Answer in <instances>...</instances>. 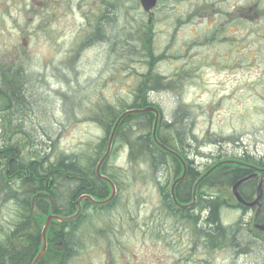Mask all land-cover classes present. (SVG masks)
<instances>
[{
    "label": "rangeland",
    "instance_id": "1",
    "mask_svg": "<svg viewBox=\"0 0 264 264\" xmlns=\"http://www.w3.org/2000/svg\"><path fill=\"white\" fill-rule=\"evenodd\" d=\"M111 1L117 6V0H84L83 8H86L88 16L93 18L99 3L106 6ZM18 2L20 6L14 7V4ZM124 2V8L117 6L115 10L118 16L114 22L115 36L116 41L120 42V44L117 43L118 41L112 43L117 50L115 57L113 54L106 57V52L100 53L93 47L82 55L81 60H77L75 53L69 50L75 39L71 37L72 24H76L78 20V16L74 14L61 20L57 28L48 26L45 30L30 34L29 48L18 58L10 57L5 52L3 54L2 43H0V64L5 62L8 64V69L3 72L23 70L30 75L32 87L38 91L41 100L48 105L49 118L44 117V122L39 125L46 129L50 119L53 120L48 133L51 136L50 140L47 139L48 144L58 146L66 153L84 155L86 158L92 155L91 150L99 138L103 137V133L97 125L87 121L91 117V111L98 104L105 103L104 101L111 102L117 97L120 99L132 94L138 85L136 74L145 73L141 58L130 61V65L126 68L120 67V64L126 63L119 59L121 42L124 43L121 41L122 36L131 32L130 29H133L136 21L142 23L149 21L154 33L155 56L162 58L156 65L154 73L175 79L171 89L159 91L151 96L154 103L162 110L166 122L172 120V112L186 111L188 113L184 117V123L187 125L190 122L193 126L192 134L198 139L194 143L198 153L195 157L196 163H203L210 155L224 154L231 158L245 154L264 155V22L249 21L243 25L236 23L230 31L233 32L232 35L220 34L222 37L214 41L210 34L202 35L201 26L205 25L199 24L195 18L194 22L183 24L182 30L176 29L175 20L178 15H188L187 12L193 11L197 7L196 0H167L152 11L151 18L144 15L141 8H137L133 1L124 0ZM246 2L248 3L249 0H243L242 4H239L243 6ZM32 4L31 0H8L9 17L0 23V33L3 32L2 41L9 46L18 39L21 29L33 32L30 21L32 16L20 13L21 9ZM125 7L128 8L126 12ZM191 17L190 15V18L182 19L189 20ZM245 32L247 37L242 39ZM194 37H198L201 42L206 41V44L199 45L201 48L193 46L196 48L189 50V53L187 50L186 57H183L179 51L175 54L182 44L190 47ZM17 41L19 42V39ZM207 41H211L209 45ZM226 41L231 43L224 45L223 42ZM235 42H241V45L236 47ZM199 53L200 55L206 53L205 58L210 62L209 66L202 68L197 66L196 62L201 58ZM5 55L9 57L7 60L4 59ZM11 60L12 63L18 62L17 68L9 67L12 64ZM227 67L228 69L225 70ZM72 70L76 73V77L72 74ZM176 74L177 78H175ZM68 77L70 85H66L65 80ZM108 79L111 80L110 85L107 82ZM69 90L77 93V97L72 100L70 106L64 105L70 107L68 113H60L61 103L57 101V98L62 99L61 92ZM63 100L64 103L69 102L66 98ZM23 125L27 127L25 123ZM118 146V161L109 165L118 167L123 175L119 177V181L124 193L123 199L119 200H126L124 204L128 207L138 204L140 214L136 217V222L131 220L130 223L152 238L155 228H152L151 219L153 215L161 211L157 188L150 181L143 182L144 172L136 174L138 171L136 169L134 176L128 172L129 164H125L126 146L115 143V148ZM261 157L264 158V156ZM128 177L132 182L123 181ZM167 179L170 181L171 178ZM168 186L170 187V184ZM11 208V206L5 208L6 212H9ZM224 216L238 219L232 212ZM117 221L122 222L125 219L117 214L114 223ZM146 248L148 254L149 248L153 249L150 246ZM135 249L137 254H146L145 246L138 244ZM122 250L123 255L119 258V262L113 261L111 264H121L122 260L130 258L131 249L127 247L126 250L125 248ZM103 251L95 246L87 253L85 252L86 263L84 264H110L107 257H103Z\"/></svg>",
    "mask_w": 264,
    "mask_h": 264
},
{
    "label": "trees",
    "instance_id": "2",
    "mask_svg": "<svg viewBox=\"0 0 264 264\" xmlns=\"http://www.w3.org/2000/svg\"><path fill=\"white\" fill-rule=\"evenodd\" d=\"M117 1V6L124 8V0ZM131 1H133L137 8L139 7L138 0H128V2ZM166 2L167 0H158L156 9L162 3ZM115 4V2L111 1L110 4L108 3L106 6L102 5L101 11H99V9L95 10L96 12L93 15L96 16L98 14L100 18L95 24L94 38L88 40L85 51H88V49L91 50L94 47L93 49L96 48L98 51H101L100 53H103L105 49H108V47L109 49L114 48L112 43L117 39L115 36L114 23V16L116 15L115 10L117 9ZM232 6L235 5L232 4ZM235 7L237 10L232 7L231 12H229L228 10H224V7L215 5V10L209 13L212 15L215 14L219 17L226 14L229 17V20H227L225 23L226 34L233 33L230 31H232L234 24L236 23H238V25H243V23H247L249 21L251 23L256 21L264 22V0H249V2L243 6L238 5V7H242V9H239L237 6ZM127 10L128 8L125 7V12ZM194 14L198 15V13ZM179 16H181V14L178 15V18H180ZM116 17L118 16L116 15ZM261 27L262 25L259 26V29ZM131 32L125 33L121 39V41H124V43L121 42L119 59L121 61H126V63L120 64V67L126 68L128 65H130V61H134L135 58H141L143 59L141 63L143 64L145 73L136 74L138 77V85L132 93L134 96V101L129 107L125 108L126 111L130 109L144 110L149 107L156 108L155 104L152 103L153 99L151 95L154 93H159V91H168L173 87L175 79L173 77L166 78L154 73L156 65L162 60V58L161 56H155V50L153 46L154 33L152 26L136 21L134 32ZM117 43L120 44L119 41ZM100 48L102 49L100 50ZM205 55L206 54L200 56L204 59ZM196 64L199 67L198 61ZM73 73L74 77H76V73ZM177 77L178 76L176 74L175 78ZM30 80L31 76L27 75V73L23 72V70H20V72L9 70L7 73H3L0 70V105L3 106V109L0 110V129H7V134L0 135V173L6 169V163H8V160H10L12 157H15L16 153H21L23 158L22 167L18 168L17 171L27 173L29 175L27 181L30 183V192L32 196L39 192L47 193V185L50 184V182L51 190H56L55 188L59 181H54L53 177H60V180H62L65 179L63 177L66 175L74 178L72 182H67V187H63L61 183L64 182L61 181V183H58L60 186L59 189H57L55 192L50 191L48 193L52 196L55 205L58 204L60 200L69 196H73L75 200H77V198L83 194L80 187L83 185L84 180L89 178L91 180V177H94L95 164L106 151L107 139L111 129L105 128V131L107 132L105 138L100 139L96 145L93 146V150H91L93 153L88 158H86L84 155H70L67 157H60L58 156L59 154L56 155V153H54L50 148H53L54 146H51L47 142V139H51V136H49L48 133L52 127L51 125L53 124V120L50 119V124L47 125L46 129L39 126L44 122V117L49 118V109L47 106H45V102L41 100V96L38 91L34 90L32 87ZM65 81L66 84H68L69 77ZM57 101L61 104H64V100L61 98H57ZM120 107L124 108V106ZM104 109L105 111H111V108H107L106 105ZM160 112L159 126L157 130L160 144L164 147H175L182 158L187 160V155H185L186 149L183 146L185 139L188 137V133L186 132L187 125L182 120L180 112H172V122L170 121L171 123L167 124L163 120L162 110ZM110 115H112V111ZM153 120V114L129 115L124 120H122L121 124L119 125L116 131V139L121 145H127L129 164L132 163L130 166L136 165V167H146L144 171L143 182L147 183L150 181L156 185L160 201L159 204H161V211L152 216L151 222L153 223L151 225L153 228H155V234L152 235V238L159 239L162 238V227L160 229L157 228V224H155V222H162L163 218H161V216L164 215V212H170V215H177L179 218L190 221L191 218L189 217V214L191 210H179L176 211L177 213H173V209L170 207L167 210H164L166 206L173 204L170 197L169 186H162L160 184V179L166 174L165 169L167 166L164 167L165 163H176V161H174V158L165 152L164 148L152 143L151 127ZM24 123L27 127H24ZM32 129L34 133L32 135L33 137L29 136L28 134V130ZM129 130L130 133L133 132V135L137 137V141L142 140V142H144V148L141 151L134 150L133 144L135 142L133 144H129L127 140L124 139V136H126V133ZM165 135H168L169 138L166 139ZM174 136H176L177 141L175 145H171L170 139L173 141L175 139ZM116 154L117 150L113 149L110 154L112 164L114 161H116ZM4 155L6 156L5 161L3 160ZM56 156L58 157L56 158ZM217 156L219 155H210L209 158ZM190 157L192 156L190 155L188 159ZM195 157L196 156H194L193 160L196 161L197 158ZM137 158L140 162L142 159H146V162L136 163L138 162ZM223 159L238 160L253 167L264 168V159H262V162L259 166L256 164L257 162L254 159H251V157L247 155H239L234 158L225 156ZM13 164L14 162H11L8 165L10 175L15 174ZM220 166H222V168L218 170V172H214L215 174L212 172L210 176L198 186L196 193L198 199V212L199 214L201 213V216H204V223H209L210 225H212L213 222L218 223L217 214L220 210L219 208L222 207L223 204L220 203L218 205V203L213 204L212 202L202 203L201 194L207 191L206 189L211 190L212 187L218 190L222 188V186L213 185L214 180H219L222 177L221 175L226 173L224 170L225 166ZM106 169L107 171L103 174L108 176L116 184V186H118L117 191L118 193H121L123 190V186H121L119 181V177H123L121 171L110 169L109 167ZM194 170L191 169V171L186 174L183 181L175 187L174 193L179 203L191 202L192 187L198 180ZM243 173L246 175L248 170L246 171L238 168L233 170L232 173L226 174L221 179L226 183H231L236 177H238L239 174ZM180 176L181 171L177 174H170L169 177L171 179L169 184L171 185V182ZM35 177L38 180V183L36 182ZM13 184L14 181L12 178H10L5 183L0 180V220L2 217H5L3 210L11 206L12 208L9 210V218L14 219L19 218L20 216L22 220L21 223L23 224L22 230L24 231L27 229L30 231V234L29 236H25L24 232L13 234V236L10 234L7 235L9 236L8 239H6L5 236L0 235V264H27L29 259L34 254H36L38 250L36 248L40 241V231L45 224L49 203L43 198L36 199L35 202L38 205V215L35 216L30 210V199L32 196L16 193V188L12 186ZM10 185L12 187V191H10ZM98 185L99 192H92L91 195L100 199L106 198V196L109 195L108 186L101 181L98 182ZM23 186H26V184H23ZM220 191H222V189ZM244 192V189H241L239 192L243 198H245ZM118 196L120 197V194L117 195V199H115L112 204L101 208L92 207L88 209L89 205L85 204L83 209L84 212L81 214V216L65 223H54L53 226L50 227V233H48L49 235L51 234L49 238L50 241L48 240L49 247L43 261H46V263L49 262L48 264H71L74 262L76 255L70 254L71 246L68 244L69 236L77 241V246L81 251V256H84L85 252L87 253L90 249H92L84 248V245L78 240L79 236L84 230L83 225H85L84 222L86 221V218H88L89 221L93 218H98L99 221V219L102 218V214H98L100 211L111 213V210L114 209V205L119 201ZM226 204L232 206L235 204V201L232 199ZM85 210H88L87 212L88 214L90 212V215H85ZM55 211L56 213L64 214V217H70L76 213L77 209L71 205L65 212L57 208ZM161 212H163V214ZM127 221L132 222L130 219ZM164 221L166 220L164 219ZM90 226H92V224H90ZM25 237L26 239H24ZM217 239L218 237L216 236V240L214 241L215 244H217ZM237 239L239 246L237 247V243L234 242L231 246L235 253L243 254L241 258L244 257L247 264H259L260 262L264 261V244L257 240L255 236H252L249 234V232H244L243 234H240ZM112 245V243L106 244L104 242L102 245H96L98 248L105 246L101 248L104 250L103 257L106 256L110 264L117 259L119 253L121 252V249L116 250ZM5 246L6 249H12V251H4L3 248H5ZM57 256L58 258H56Z\"/></svg>",
    "mask_w": 264,
    "mask_h": 264
},
{
    "label": "bare ground",
    "instance_id": "3",
    "mask_svg": "<svg viewBox=\"0 0 264 264\" xmlns=\"http://www.w3.org/2000/svg\"><path fill=\"white\" fill-rule=\"evenodd\" d=\"M115 17H116V15L114 16V20H115ZM195 19L201 25H207L208 20H209L205 14H203V15L198 14V16H196ZM182 20L178 19V22L181 24V23H183ZM220 22L222 23V21H219L218 23H216L215 27L213 26V33L217 38L222 37V35H220V34H224V33H222V31L217 32L218 27L221 25ZM146 25H151V23L148 21L146 23ZM201 27L203 28V26H201ZM134 28H135V26H133V29H130V30L134 31ZM176 29H177V31L182 30V28H176ZM246 33L247 32H245V35L242 37V39L244 37H247ZM101 49L102 48H100V50ZM187 50L189 53V50H192V49L190 47L181 45L180 48L178 47V49L176 50L175 54L179 51L180 54L182 53L183 57H186V55H187L186 51ZM116 51H117L116 49L110 48V49H105L104 53L106 52L105 53L106 57L109 54H113V57H115V55L117 54ZM99 52H101V51H99ZM84 53H86L85 49L82 50L81 53L76 54L77 60L78 59L81 60V57ZM71 72L74 75L73 70ZM110 81L111 80H109V79L107 80V82H109L108 83L109 85L111 84ZM117 81H119V80H117ZM121 82H122V80H121ZM70 84L71 83L69 82L66 85H70ZM45 95H50V94L45 93ZM61 97H62V100L64 98H66L69 101L67 103L61 104V106H60L59 112L66 114L69 112L68 110H70V107H65V106L71 105L72 100L77 97V93H75L73 91L70 92V90L64 91V92H61ZM133 101H134L133 94L122 97L120 99H118V97H117L115 100H113L111 102L104 101L105 103L98 104L95 107V109L91 111V113H92L91 117L87 121H90L92 124L97 125V127L99 129H101L100 131L103 133V137L99 138V140L105 138V136L107 134V132L105 131V128H107V129L110 128L111 132L109 131L110 134H109L108 139H107L106 151L102 154V157L95 164L94 177L93 176L91 177V180L93 182L90 180V178L84 180L83 185L80 187L83 194L80 195L77 198V200H75V198L73 196H69L65 199L60 200L59 203L55 205V202L53 201L52 196L48 193L50 191L55 192L57 189H59L60 186L58 185V183L59 182L61 183V181L64 182V183H61L63 185V187H67V182H72V180L74 179L73 177L65 175L63 177L65 179L60 180V177L54 176L53 177L54 181H56V180L59 181L56 185V188H55L56 190H51V188H50L51 182H50V184L47 185L48 186L47 187V189H48L47 193L39 192L36 195L32 196L31 192H30L31 186H30V183H28V181H27L29 175L27 173H22V172L17 171L18 168L22 167V161H23L22 154L16 153L15 157H12L10 160H8V163H6V165H7L6 169H4V171L0 173V180L5 183L10 178H12V180L14 181V184L12 186H14V188H16V191H15L16 193L32 196L30 199V210H31V212H33V214L35 216L38 215V209H37L38 205L35 202L36 199L43 198V199H46L47 202L49 203V209L47 211V216L45 218V224L40 231V241L37 244V248H36L38 250H37L36 254H34L29 259L27 264H48L49 263V262L46 263V261H43V259L45 258V255L47 253V249L49 247L48 240L50 241L49 238H50L51 234L49 235L48 233H50V227L53 226L54 223H59V224L65 223L67 221H65V220L62 221V219H71L74 216H76L75 218L71 219V220H74L77 217L81 216V214L84 212L83 209H84L85 204L89 205L88 209L92 208V207L101 208V207H105V206L112 204L113 201L115 199H117V195H119V194H120V197L118 196L119 199L120 198L123 199L122 195L124 193V189L122 190L121 193H118V191H117L118 186H116V184L108 176L104 175L103 173L107 171L106 168H108V167L110 169H114L117 171L120 170L118 167H116V166L114 167L112 164L109 165L111 163V160H112L110 154L113 151V149H116L117 152L119 150V146L115 148V143L116 144L118 143V145H121L119 142H117L116 131H117L119 125L121 124L122 120H124L129 115H132V113L135 111L134 109L133 110L130 109V110L126 111V108H125V107H129L133 103ZM152 103H154V101ZM81 105H83V104H81ZM81 105H79V107ZM105 105L107 108L108 107L111 108L112 115H110L111 114L110 110L105 111V109H104ZM45 106H48V105L45 103ZM120 106H124V108H122ZM155 107L156 108L149 107L148 109H153V110L157 109L158 111L159 110L161 111L160 107L157 106L156 104H155ZM2 109H3V106L0 105V110H2ZM136 111H138V110H136ZM186 113H187L186 111L185 112L180 111L181 118L184 122H185L184 117H185V115L188 114V113L187 114ZM144 114H153L154 120H153V124L151 127V131H152L151 132V141L153 144L160 146V139L157 135L159 122L155 120L156 119V115H155L156 113L155 112H148V113H144ZM159 118H160V115H159ZM163 120H164V117H163ZM164 122L166 124L171 123L170 121L166 122L165 120H164ZM192 127L193 126L189 122L187 124V127H186V132L188 133L187 136H189V137H187L183 143V146L186 149L185 155H187V160L182 158V156L177 152V149L175 147H166L165 148V152H167L171 157H173L174 161H176V163H172V162L169 164L167 162L165 163L164 167L167 166L165 169L166 174L160 179L161 185L168 187L169 180L167 178H169V175L172 173L177 174L178 172L181 171V175L186 176V174H188V172L191 171V169H193V170L195 169L194 172L196 173L195 175L198 178V181L196 183V187L198 189V186L204 180H206L212 172L213 173L218 172V170H220L222 168V166H220V165L225 166L224 170L226 171V173H223V175H221L222 176L221 178H223L226 174L232 173V171L235 169L241 168L243 170L244 167L248 166L246 163L238 161V160H233V159H230V160L226 159L225 160V159H223L225 157L224 154H220L219 156L212 157V158L207 157V159L204 160L203 163H200V164L196 163V161L193 160V158H194V156H197L198 153H196L197 149L194 146V143L197 142L198 139L195 138V136L192 134L193 133L191 131L193 129ZM154 130H155V133H153ZM3 132H6V133H3ZM2 134H7L6 128H3V130L0 129V135H2ZM28 134H29V136L33 137L32 136L34 134L33 129L28 130ZM165 137H166V139L169 138L168 135H165ZM174 137H175V139L173 141L170 139L171 145L176 144L177 138H176V136H174ZM120 138H122V137H120ZM124 139L127 140V142L129 144L130 143L133 144L135 142L133 144L135 151H141L144 148V145H143L144 142H142V140L137 141V137L133 135V132L130 133V130L126 133V136H124ZM125 146H126L125 148L127 150L128 147H127V145H125ZM50 148H51V150H53L54 153H56V155L59 154L58 156H60V157L61 156L67 157L70 155H74V153H66L63 150H60L58 146L53 147V148L50 147ZM190 155L192 157H190L188 159V157ZM245 155L250 156L248 154H245ZM58 156H56V158ZM116 156H117L116 160L118 161V154H116ZM261 156H264V155H255V156H250V157H251V159H254L257 162L256 163L257 165L260 166L262 159H264ZM5 157L6 156L4 155L3 156L4 161L6 160ZM119 158H121V156ZM222 160H225V161H222ZM137 161L138 162H136V163H143V162H146V159H142L140 162L137 158ZM11 162L12 163L14 162L13 165H14V169H15V174H12V175H10V171L8 168V165ZM125 164H127V165L129 164L128 150H127V155H126V159H125ZM131 164L132 163H130L128 165V167H129L128 172H131L132 176H134L133 173H135L136 169L138 170V171H136V174L137 173L139 174L140 172L145 171L146 167H139V166L136 167V165L130 166ZM244 178H245V174L243 173V174H239L238 177H236L231 183H226L222 179L221 180L217 179L216 181L214 180L213 185L222 186V188H221L222 191H220L221 189L220 190H218L216 188L214 189V187H212L211 190L206 189L207 191H205V190H204L205 192L202 191V192H204L201 194L202 203L212 202L213 204L218 203V205L221 203V204H223L222 206H224L226 203L229 202V200L236 199V197L234 196L235 195L234 189L236 190L237 193L240 192V190L242 189L241 183L244 181ZM262 179L263 180H261V182L264 181V176L262 177ZM35 180L38 183V180L36 179V177H35ZM132 180H134V179H132ZM99 181L104 182L109 188V195H107L106 198H104V199H102V198L100 199L96 196L91 195L92 192L93 193L99 192V187H98ZM123 181L132 182L129 179V177H128V179L123 180ZM23 184H26V186H23ZM154 186H156V185L154 184ZM10 191H12L11 185H10ZM111 196H113V197L111 198ZM122 199L119 200L117 202V204L114 205V207H113L114 209L111 210V213L100 211L98 214L99 215L102 214L101 215L102 218L99 217V218H101V219H99V221H98V218H95V219L93 218L90 221L88 218H86V221L84 222L85 225H83L84 230L82 231V234L79 236L78 240L84 245V248H88V249L93 248L96 245H102L103 242L106 244L112 243L113 244L112 246L114 249H116V250L121 249L119 256L115 260L117 262H119V260H120L119 258L121 257V255H123L122 249L125 248V250H126L127 247H129L132 251V255L130 256V258H127V260H122L120 263L121 264H134L136 261L140 260V257H144L146 254H148V250H147L146 246L150 245V243H151L150 239L155 240V238L154 239L150 238V236L145 234L140 228L135 227L134 225H132L130 222L127 221L128 219H130V220L136 222L135 219L140 214V209L138 207V204L131 205L130 207L126 206V204H124L126 202V200H122ZM243 199H245V198H243ZM259 203H260V201L256 202L255 203L256 206H258ZM71 205L76 207L77 211L74 215H72L70 217H64V214H59V213H56V211H55L57 208V209H59V210L61 209V211L65 212ZM170 206L171 205L166 206L164 208V210H167ZM219 209L220 210L218 211V214H217L218 223L213 222L212 225H210L209 223H204L203 220H205V218H204V216H201V213L199 214L198 217L194 218L193 220L187 221V220H184L182 218H179L177 215H173V214L170 215L171 214L170 212H164V215L161 216V218H163L162 222L156 221L157 223L155 222V224H157V228H159V229L162 227L163 223H165V224H168V223L169 224H176L183 229V232H185V228H186L187 224L192 223L193 226H190L189 230L187 232H190L191 235L194 237V242L200 241L201 244H204V242H206L210 238L212 239L211 240V242H212L213 240L214 241L216 240V236L218 237L217 244H215V249H218V248L219 249L216 251H213V253L218 252L220 249H222L224 247L231 246L233 242L237 243V246H239V242H238L237 238L240 234H243L244 232H247V233L249 232V234H251L252 236H255V234L257 233L255 230L260 229L259 226H256V227L251 226L249 229H247V228H245V224H243L241 222H236V220L234 218L233 219L226 218L224 216V215H227V213H228L226 208L220 207ZM85 211H86L85 215H87L88 210H85ZM3 213H4L5 217H2L0 220V235L1 236H5V238L8 239L9 236H7V235L12 234V236H13V234H18V233H22V232H24L25 236H29L30 231H28L27 229L24 231L22 230L23 224L21 223L22 220H21L20 216H19V218L11 219V218H9V216H10L9 212H6V209L3 210ZM173 213H177V212L173 210ZM117 214H118V216H120V218L125 219V221L114 223V219H115V217H117ZM88 215H90V212ZM48 219H51V220L48 224V227L45 231V236L43 238V236H42L43 230L45 228V225H46ZM164 219L166 221H164ZM71 220H69V221H71ZM92 222L94 225L90 226V224H92ZM125 226H127V227L124 228ZM152 228H153V226H152ZM262 228L264 229V225L262 226ZM205 234H206V236H205ZM24 239H26V237ZM44 242H45V246H44ZM68 244L71 246L70 254L76 255L75 261L72 262L71 264H84V263H86L84 261V260H86L85 257L81 256V251H80L79 247L77 246V241H75L74 239H72L69 236L68 237ZM138 244L145 246V253L146 254H137L136 253L135 247L138 246ZM210 245H211V243H210ZM103 247H105V246H103ZM103 247H99V248H103ZM43 248H44V252H43ZM210 248H211V246H210ZM3 249H4V251H6V250L12 251V249H6V246ZM41 252H43V253L41 254ZM38 256H39V259H38ZM56 258H58V256ZM263 262L264 261H262V263Z\"/></svg>",
    "mask_w": 264,
    "mask_h": 264
},
{
    "label": "flooded vegetation",
    "instance_id": "4",
    "mask_svg": "<svg viewBox=\"0 0 264 264\" xmlns=\"http://www.w3.org/2000/svg\"><path fill=\"white\" fill-rule=\"evenodd\" d=\"M16 1V0H15ZM33 4L25 9H21L20 13H26L32 16L31 26L33 27L32 33L28 29H21L19 31V42L16 40L13 45H8L6 42H3V32L0 33V43H2V50L10 56L17 58L27 52L30 43V34L38 33L41 30H45L46 27H58V23L65 19L66 17L74 14L78 16L77 23L72 24L73 34L72 39L75 37L74 42L71 43L70 49L75 55L82 52L86 49L88 40H91L94 36V28L97 20L100 16L89 17L84 6V0H31ZM198 3L197 7L193 11H189V14H192L191 18H196L194 13L205 14L208 17V24L203 26V31L211 32L212 40H215V35L213 33V26L215 27L216 22L222 21L221 25L218 27L217 32L222 31L225 33L226 22L229 20V17L224 14L221 17L217 15L209 14L215 10V5L219 7H224V10L231 12V8L242 4L243 0H196ZM240 3V4H239ZM7 4L8 0H0V23L7 20L9 17L7 14ZM234 4L235 6H232ZM19 7V2L14 4V7ZM241 6V5H240ZM193 7H191L192 9ZM242 9V7H238ZM102 10V3H99V11ZM237 10V9H236ZM231 16V14H230ZM242 16V15H241ZM240 16V17H241ZM182 18L187 17L188 15L179 16ZM193 19H189L192 22ZM183 23L185 20H182ZM178 22V20H177ZM181 23V25H183ZM3 56V55H2ZM6 56V55H5ZM9 57H5L7 60ZM15 59V58H12ZM19 61V60H18ZM13 61L11 60L10 63ZM9 66L10 68H17L18 62L12 63ZM8 69L7 62L0 64V70L3 72ZM5 73V72H3ZM250 166L249 164H247ZM244 167L243 170H248V173L245 175V181L242 183V189L245 190V200L248 203H252L255 199V188L261 182L263 173L257 172L251 167ZM260 168V167H258ZM264 169V168H260ZM175 180V179H174ZM173 180V181H174ZM181 183V182H180ZM178 183L177 186L180 184ZM189 203V202H188ZM188 203H181L186 205ZM198 199L196 198V203L190 211L189 217L191 220L199 216L198 212ZM174 211H179L177 207L170 206ZM235 212L237 215H240L241 219L239 222L245 224V228L249 229L251 226H259L260 229H256L255 238L264 244V181H263V196L258 206L254 207H236ZM145 226V225H144ZM193 224H187L185 232L183 229L176 224H162L161 237L159 239L150 240L149 254H146L144 257H140V260L136 261L134 264H247L245 258H241L243 254H237L233 251L231 246L224 247L218 252H214L218 249H215L214 240L211 242V238L201 244L200 241L194 242V237L191 235L189 227ZM211 243V245H210ZM211 246V248H210ZM238 247V246H237ZM221 248V247H220ZM142 258V259H141ZM250 264V263H248ZM259 264H264L260 262Z\"/></svg>",
    "mask_w": 264,
    "mask_h": 264
},
{
    "label": "water",
    "instance_id": "5",
    "mask_svg": "<svg viewBox=\"0 0 264 264\" xmlns=\"http://www.w3.org/2000/svg\"><path fill=\"white\" fill-rule=\"evenodd\" d=\"M139 3H140V5H141V8H142V10L144 11V12H149V11H151L155 6H156V3H157V0H139ZM148 112H155L156 114V121H157V116H158V112H157V110H153V109H146V110H141V111H134L133 113H148ZM117 127V126H116ZM114 132V131H113ZM153 133H155V130H154V132ZM183 177L184 176H182L178 181H181L182 179H183ZM103 179V178H102ZM113 190V189H112ZM234 193H235V197H236V199L238 200V202L240 203V204H244V202H243V200L241 199V197H240V195L236 192V190L234 189ZM261 196H262V191H261V186H259V188H258V190H257V199H256V202H258L260 199H261ZM113 196H111V198H112ZM255 202V203H256ZM245 205V204H244ZM76 216H74L73 218H75ZM73 218H71V219H73ZM71 219H62V221H69V220H71ZM50 220L51 219H48V221H47V223H46V225H45V228H44V230H43V234H42V236H43V238H44V236H45V231H46V229H47V227H48V224H49V222H50ZM44 240V239H43ZM44 246H45V242H44ZM43 252H44V248H43ZM43 252H41V254L43 253ZM40 254V255H41ZM39 255V256H40ZM39 256H38V259H39Z\"/></svg>",
    "mask_w": 264,
    "mask_h": 264
}]
</instances>
